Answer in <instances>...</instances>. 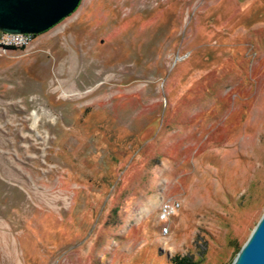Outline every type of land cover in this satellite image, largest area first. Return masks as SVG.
<instances>
[{"label":"rangeland","instance_id":"1","mask_svg":"<svg viewBox=\"0 0 264 264\" xmlns=\"http://www.w3.org/2000/svg\"><path fill=\"white\" fill-rule=\"evenodd\" d=\"M263 213L264 0H81L0 45V264H232Z\"/></svg>","mask_w":264,"mask_h":264},{"label":"water","instance_id":"2","mask_svg":"<svg viewBox=\"0 0 264 264\" xmlns=\"http://www.w3.org/2000/svg\"><path fill=\"white\" fill-rule=\"evenodd\" d=\"M81 0H0V32L40 35L70 16ZM232 264H264V213Z\"/></svg>","mask_w":264,"mask_h":264},{"label":"built area","instance_id":"3","mask_svg":"<svg viewBox=\"0 0 264 264\" xmlns=\"http://www.w3.org/2000/svg\"><path fill=\"white\" fill-rule=\"evenodd\" d=\"M34 37L35 35L30 33L12 34L0 32V45L3 47H26L34 40ZM179 208V202H165L162 206V219H169Z\"/></svg>","mask_w":264,"mask_h":264},{"label":"trees","instance_id":"4","mask_svg":"<svg viewBox=\"0 0 264 264\" xmlns=\"http://www.w3.org/2000/svg\"><path fill=\"white\" fill-rule=\"evenodd\" d=\"M37 35H35L36 37ZM7 48H17V47H7ZM25 48V47H22ZM171 264H201V261L195 260L192 257H188V256H182V255H174L171 258Z\"/></svg>","mask_w":264,"mask_h":264}]
</instances>
